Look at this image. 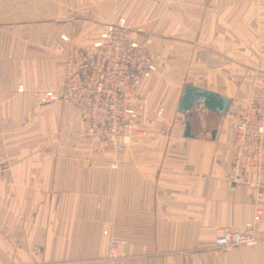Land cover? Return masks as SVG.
Instances as JSON below:
<instances>
[{
	"label": "crops",
	"instance_id": "1",
	"mask_svg": "<svg viewBox=\"0 0 264 264\" xmlns=\"http://www.w3.org/2000/svg\"><path fill=\"white\" fill-rule=\"evenodd\" d=\"M170 1L213 38L178 40L176 72L143 81L145 130L118 152L84 132L71 104L38 94L63 83L73 39L101 27L96 38L119 0H0V264H264V212L256 242L215 244L264 210V169L232 180L234 121L198 103L185 136L177 109L186 81L230 95L235 111L264 92V0Z\"/></svg>",
	"mask_w": 264,
	"mask_h": 264
},
{
	"label": "built area",
	"instance_id": "2",
	"mask_svg": "<svg viewBox=\"0 0 264 264\" xmlns=\"http://www.w3.org/2000/svg\"><path fill=\"white\" fill-rule=\"evenodd\" d=\"M126 29L123 19L108 23L88 44L73 48L63 61L64 82L38 94L41 104H71L80 114L87 135L119 151L143 134L138 130L140 108L149 98L140 95L139 87L158 67L152 38L131 37ZM225 115L235 123L231 178L239 182L247 172L264 169V94L253 96L239 111L229 108ZM263 212L258 206L243 229L225 228L216 236L215 244L225 249L256 242V224ZM120 242L110 238L108 256L119 254Z\"/></svg>",
	"mask_w": 264,
	"mask_h": 264
},
{
	"label": "rangeland",
	"instance_id": "3",
	"mask_svg": "<svg viewBox=\"0 0 264 264\" xmlns=\"http://www.w3.org/2000/svg\"><path fill=\"white\" fill-rule=\"evenodd\" d=\"M159 2L162 3L161 6H159ZM173 4L174 3L171 2L170 0H167L166 3H165V0H119V9L121 11L119 13L120 15L113 17L111 19H107V20L104 19V21L106 22H103V20L100 22H102L103 23L102 25L105 26L111 22H116L122 19L125 20V24L128 28L126 29V32H128V34L131 37H134L140 40H142V38L145 36H149L152 38L151 49L156 54L157 58L159 57L157 54L158 53L160 54V52H158L160 50L159 48L163 46L159 43L157 45L156 43L157 37H158L157 35H160L161 37L165 39L167 38L166 39L167 43L164 44V48L161 49V51L162 50L167 51L166 56L168 57L156 59L158 67L154 73H157L158 75H164V74L170 75L171 72H174V71L176 72V70L178 69L176 66V62L178 60L177 58L174 57V53L180 52V50L182 49L180 47V44L178 43V40L182 39L183 41L185 40L189 42H194L193 43L195 44L194 48H200L201 46H206L208 44L207 41L210 42V40H212L213 38L212 36H210V34L211 35L213 34L212 28H207L205 26L201 27L200 25L198 26L190 25L189 26L188 25L190 21L189 19L191 18L189 17L190 12L181 11L179 9H176V7L173 6ZM94 14L95 13H93V15ZM102 28L104 29L105 27H102ZM79 29L80 28H77L73 37L78 38L79 36H82L84 34L81 31L79 32ZM83 29H84L83 31H86L85 35L87 34L88 37L87 38L84 37V39H80L78 41L76 39H73L75 40V42L73 43L75 45L74 48L88 44L89 40L90 41L92 40L90 39L92 34H94L97 29L98 30L101 29V27H98L97 29L83 27ZM102 30H100V32ZM182 44H188V43L183 42ZM64 59L65 57L61 61L62 64H63ZM252 76H254V74ZM252 82L255 83V80H253ZM263 94H264L263 91L251 94L246 106L249 105L253 96H260ZM43 105L55 106L59 104H43ZM138 124L140 127V129L138 130H140L141 132L144 131L145 129H143L142 127L141 120H139ZM133 141L134 140H132V142ZM97 142L100 145H102L98 140ZM116 151L119 152V150H116ZM125 151L126 150L121 151V152H125ZM0 165L3 168V165L2 164Z\"/></svg>",
	"mask_w": 264,
	"mask_h": 264
},
{
	"label": "water",
	"instance_id": "4",
	"mask_svg": "<svg viewBox=\"0 0 264 264\" xmlns=\"http://www.w3.org/2000/svg\"><path fill=\"white\" fill-rule=\"evenodd\" d=\"M233 98L230 95L220 92L216 89L207 88L192 81L184 83L181 96L177 102V109L184 114L185 118V136H194L190 115L192 109L198 103L203 104L210 110L225 115L232 105ZM216 134V129H212V136Z\"/></svg>",
	"mask_w": 264,
	"mask_h": 264
}]
</instances>
